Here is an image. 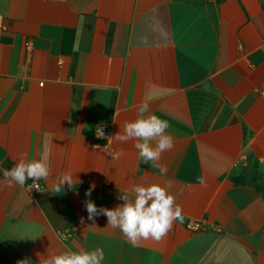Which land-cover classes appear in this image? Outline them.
<instances>
[{"label":"crops","instance_id":"0c3cea01","mask_svg":"<svg viewBox=\"0 0 264 264\" xmlns=\"http://www.w3.org/2000/svg\"><path fill=\"white\" fill-rule=\"evenodd\" d=\"M0 10V168L42 154L50 167L40 190L0 182V264L96 247L102 264H264V0H1ZM141 103L173 139L152 167L113 137ZM61 172L73 188L53 194ZM145 182L170 185L182 210L159 241L133 246L104 215L87 219L85 199L113 208Z\"/></svg>","mask_w":264,"mask_h":264},{"label":"clouds","instance_id":"9594fccd","mask_svg":"<svg viewBox=\"0 0 264 264\" xmlns=\"http://www.w3.org/2000/svg\"><path fill=\"white\" fill-rule=\"evenodd\" d=\"M169 128L167 120L161 119L155 114H147V105L141 103L137 107V117L131 121H125L120 125L113 137L118 142L134 141V148L142 163L150 167L159 160L161 153L173 146L172 136L166 130ZM105 135L102 127L96 128V136L103 138ZM112 159H119L121 151H107ZM12 167L0 168V182H6L8 186L15 184L23 187L27 180L31 179V188L40 190L36 183L39 180H48L50 167L47 156L42 154L40 158L25 159L22 155L14 160ZM201 183H204L201 180ZM73 188V174L61 172L48 191L53 194L65 190V185ZM170 185H161L156 182L138 183L129 191H121L118 199L122 203L113 208L97 207L91 199H85L83 206L87 212V219L94 221L98 215L107 218V226L118 228L132 243L138 245L141 239L151 238L159 241L172 227L175 220H181V207L175 203L174 195L169 191ZM91 191L85 193L90 197ZM81 223L84 218L81 217ZM105 252L101 247L93 249H66L59 252H49L41 255L39 264H102ZM19 264H30L28 259Z\"/></svg>","mask_w":264,"mask_h":264},{"label":"built area","instance_id":"2783aa9c","mask_svg":"<svg viewBox=\"0 0 264 264\" xmlns=\"http://www.w3.org/2000/svg\"><path fill=\"white\" fill-rule=\"evenodd\" d=\"M6 30H7V25L5 22V18L0 10V53H1V46H2V35ZM0 63H1V58H0ZM186 226L188 229L195 230V231L201 228V224L199 222H189L187 223ZM57 234L65 242L69 241L73 235L72 231L69 229L58 231Z\"/></svg>","mask_w":264,"mask_h":264}]
</instances>
